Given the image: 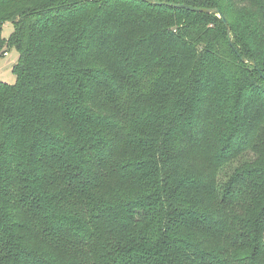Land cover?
<instances>
[{"label": "trees", "instance_id": "16d2710c", "mask_svg": "<svg viewBox=\"0 0 264 264\" xmlns=\"http://www.w3.org/2000/svg\"><path fill=\"white\" fill-rule=\"evenodd\" d=\"M156 1L231 33L141 0H0V264H264V0Z\"/></svg>", "mask_w": 264, "mask_h": 264}, {"label": "rangeland", "instance_id": "374dc122", "mask_svg": "<svg viewBox=\"0 0 264 264\" xmlns=\"http://www.w3.org/2000/svg\"><path fill=\"white\" fill-rule=\"evenodd\" d=\"M14 32V28L12 25L7 24L3 28L2 38L5 39L2 44L1 52H0V81L14 85L16 81V76L13 72L14 67L18 63L19 54L15 48L9 47L8 42L11 38V35ZM262 44V41L260 40Z\"/></svg>", "mask_w": 264, "mask_h": 264}, {"label": "water", "instance_id": "95a60500", "mask_svg": "<svg viewBox=\"0 0 264 264\" xmlns=\"http://www.w3.org/2000/svg\"><path fill=\"white\" fill-rule=\"evenodd\" d=\"M141 1L150 3V4L155 5V6H166V7L176 8V9H185V10H188V11H191V12H197V13H205V14L215 13L223 21L225 27L227 28L228 34L231 33V27L229 26V23L226 20V17L217 8H214V9H206V8L192 7V6H189V5L178 4V3L159 2V1H156V0H141ZM229 41H230V44L233 45L231 35L229 36ZM236 53H237V55H239V57L241 58V60L244 63H250L252 65H255V67H257L256 62L254 60H251V59H247L245 57H242L238 51H236ZM263 78H264V75H263Z\"/></svg>", "mask_w": 264, "mask_h": 264}]
</instances>
